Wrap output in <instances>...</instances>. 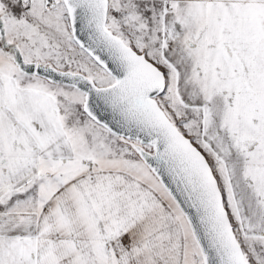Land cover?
<instances>
[{
    "label": "snow or ice",
    "instance_id": "obj_1",
    "mask_svg": "<svg viewBox=\"0 0 264 264\" xmlns=\"http://www.w3.org/2000/svg\"><path fill=\"white\" fill-rule=\"evenodd\" d=\"M0 264H264V0H0Z\"/></svg>",
    "mask_w": 264,
    "mask_h": 264
}]
</instances>
